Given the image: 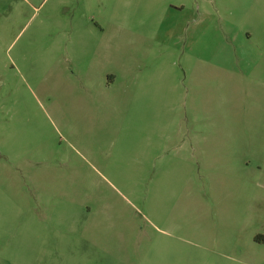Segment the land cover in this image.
<instances>
[{
  "label": "rangeland",
  "instance_id": "1",
  "mask_svg": "<svg viewBox=\"0 0 264 264\" xmlns=\"http://www.w3.org/2000/svg\"><path fill=\"white\" fill-rule=\"evenodd\" d=\"M0 264H264V0H0Z\"/></svg>",
  "mask_w": 264,
  "mask_h": 264
},
{
  "label": "trees",
  "instance_id": "2",
  "mask_svg": "<svg viewBox=\"0 0 264 264\" xmlns=\"http://www.w3.org/2000/svg\"><path fill=\"white\" fill-rule=\"evenodd\" d=\"M256 239H257V240H259V238H258V237H257Z\"/></svg>",
  "mask_w": 264,
  "mask_h": 264
}]
</instances>
